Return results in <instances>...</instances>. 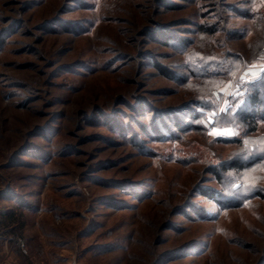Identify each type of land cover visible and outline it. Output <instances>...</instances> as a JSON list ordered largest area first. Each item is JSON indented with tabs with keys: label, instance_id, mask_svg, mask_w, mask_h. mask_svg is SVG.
<instances>
[{
	"label": "rangeland",
	"instance_id": "1",
	"mask_svg": "<svg viewBox=\"0 0 264 264\" xmlns=\"http://www.w3.org/2000/svg\"><path fill=\"white\" fill-rule=\"evenodd\" d=\"M10 1L0 0V27L16 15ZM73 1L64 10L63 0H35L26 24L0 44V264H157L155 257L158 264H264V198L250 195L251 189L264 195V119L256 132L234 130L242 148L260 156L225 171V183L207 172L238 151L228 136L214 138L210 128L173 137L144 133L139 145L89 120L92 111L123 121L129 115L140 130L137 115L119 98L143 97L166 108L208 86L215 87L208 101L224 97V86L241 95V73L264 61H248L264 28V0H185L162 14L195 51L217 55L215 74L228 69L221 60L227 52L247 60L227 81L216 75L185 86L124 62L137 53L142 27L159 21L151 0ZM248 9L253 17L245 15ZM59 14L67 26L38 30ZM198 23L217 28L200 35ZM155 50L160 62L181 69L183 55L159 44ZM220 81L226 83L217 87ZM42 127L48 129L40 133ZM197 183L223 191L225 199L230 184L246 199L220 208L197 195L190 211L172 217L171 208ZM169 220L175 228L164 230Z\"/></svg>",
	"mask_w": 264,
	"mask_h": 264
},
{
	"label": "trees",
	"instance_id": "2",
	"mask_svg": "<svg viewBox=\"0 0 264 264\" xmlns=\"http://www.w3.org/2000/svg\"><path fill=\"white\" fill-rule=\"evenodd\" d=\"M66 1L67 6H69L70 2H75L73 0H63L65 3H63L64 10L66 9V7H64L66 6ZM151 2L153 14L158 17L159 21H155L152 25L143 26L141 31H139V40L136 41L137 46L139 47L135 55H126V57L123 55L126 59L124 62H127V64H129V62H134L137 73L138 71L143 72L146 68L157 69L161 76L166 77L167 79H174L177 81L180 80L185 86V84L194 85L198 81L202 80L209 82L212 76L216 75L226 76L227 79H225V81H227L228 79L234 77L239 69L241 70L242 67L244 68V63L247 60L243 56H240L239 53L227 52L226 56H224L221 60L222 65L225 64L228 66V69H220V71H217L215 74L214 69L217 68L219 60V58L216 57L217 55L211 53H199L195 51V47H192L193 44L190 39L173 30L175 28L172 26L177 25L175 21L162 22L160 19L162 14L170 11L174 5L185 4V0H179L178 3L175 0H151ZM34 3L35 0L10 1L9 6H14L12 10L16 13V15H9L6 19H2L4 24L0 27V44L5 42V36L17 32V30H20L22 26L26 24V20L24 18L25 14L31 7H33ZM65 12L66 11H63L61 15ZM252 14L253 13L249 9L245 11L246 16L253 17ZM59 16L60 14L53 16L49 20H45L39 25L40 28L38 30L42 32V30H48V28L57 29L55 27L56 25L67 26L68 23L66 21H61ZM260 19L262 22V19L264 18L261 17ZM216 28V23H198L196 31L197 34L200 35L202 33L213 34ZM125 33L126 32H122V38L125 40L127 45H130V41L128 42L126 40ZM134 34H136V32H134ZM229 34H232V36L235 35L234 33ZM256 43L254 53L248 59L250 62L257 60L259 62L264 58V28L260 40ZM151 44L154 45L150 47ZM158 44L170 49L176 54L183 55L184 59L179 63L181 69L173 67L172 64L167 65V63L163 64L159 61V57L155 52V46ZM118 58L119 56L115 58L116 61L120 59ZM234 63L235 65H232ZM52 64L53 63H49V66ZM111 64L112 63H110V65ZM111 66L113 67V64ZM185 72L187 74L185 75L186 80H183L181 74H184ZM148 73H151V71ZM45 74L47 75V73L44 72L43 75ZM224 82H217L216 86H222ZM206 86H208V83ZM208 87L209 88L207 89L209 91H205L201 93V95H197L193 92L187 99H185V101L177 104V106L166 108H156L152 103L146 101V99L144 100L143 97H139L135 103H129L126 99H123V97L119 98L128 110H131L134 112V115H137L134 117V120L139 122L138 125L141 126L140 130L134 129V122L130 119L129 115H125V119L123 121V117H112L104 112L103 115H94L95 113L92 111V115L89 120H93V118H95V123L92 124L106 125L109 129L119 131L123 137H130L135 144H139L136 141L137 137L142 138L141 136L145 134L151 136H164L165 131L171 137L190 129L198 131L205 130L208 132L209 128L211 129L212 127L225 126H229L233 130L242 128L244 129L245 134L256 132L259 120L264 119V70L261 72L259 77L246 81L244 83L242 94H237L238 96L228 95L226 98L221 96L220 98L215 97L212 99L214 101H208L206 99L207 94L211 93L213 95L214 93L212 90L215 88L214 86ZM161 91L169 92L171 89L164 88ZM224 99L230 102V106H228L225 110H222L221 106ZM235 106L237 107L233 111V107ZM206 112H214L211 123L207 127L203 123ZM141 117L148 118L150 120V125L144 126L143 121H140ZM128 121H130V123H128ZM244 125H246V127H243ZM84 127L85 126H83V128ZM47 129L48 127H42L40 129V133ZM132 136L135 137L132 138ZM263 137L262 139H264ZM214 138L220 139L222 137L214 136ZM227 138L238 146V151L234 153L232 159H230L226 164L224 163L222 165V163H220L218 167H210L207 172L215 176V179L217 178L219 182L223 181L224 177H222V174H225V171L233 168L234 166L237 169H243V167L249 163V160H254L260 156L259 153L252 155L246 148H242V141L240 138H237L236 134L228 136ZM67 149L70 148L68 147ZM22 150H25V152L28 151L26 147ZM218 170H220V172H218ZM226 188L228 189L229 199L222 197L223 191H218L213 187L211 188L201 183H197L188 193L184 201L171 208V216L175 217L184 215L190 211V209L195 206V202H193V200L197 195L215 202L220 208H224L226 205L225 202L230 203V200L246 199L245 193H241L239 189L237 190L238 187L234 188L233 185L228 184ZM250 195H257L264 198V195H262V192L259 189H251ZM173 228H175L173 226V221L169 220L163 229L169 230ZM157 260L158 259L155 257L152 262L156 261L155 263L158 264Z\"/></svg>",
	"mask_w": 264,
	"mask_h": 264
},
{
	"label": "crops",
	"instance_id": "3",
	"mask_svg": "<svg viewBox=\"0 0 264 264\" xmlns=\"http://www.w3.org/2000/svg\"><path fill=\"white\" fill-rule=\"evenodd\" d=\"M264 70V61L263 62H259L256 63L255 66H251V67H247L246 69H244V71L241 73L240 78L245 79L246 81L255 79L257 77H259V75L261 74V72ZM221 92L224 94V97L226 98L228 95H233L236 96L239 91L238 89H234L233 85L228 86H224L221 89ZM228 106H230V102L226 99H224L221 109L225 110ZM237 106L233 107V111L236 109ZM214 113H211V116H213ZM210 133L215 135V136H233L234 135V130L229 127V126H225V127H212L210 129Z\"/></svg>",
	"mask_w": 264,
	"mask_h": 264
}]
</instances>
